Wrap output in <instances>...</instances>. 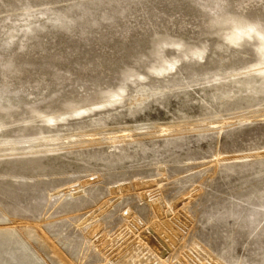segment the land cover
Instances as JSON below:
<instances>
[{
  "label": "rangeland",
  "instance_id": "obj_1",
  "mask_svg": "<svg viewBox=\"0 0 264 264\" xmlns=\"http://www.w3.org/2000/svg\"><path fill=\"white\" fill-rule=\"evenodd\" d=\"M0 264H264V0H0Z\"/></svg>",
  "mask_w": 264,
  "mask_h": 264
},
{
  "label": "bare ground",
  "instance_id": "obj_2",
  "mask_svg": "<svg viewBox=\"0 0 264 264\" xmlns=\"http://www.w3.org/2000/svg\"><path fill=\"white\" fill-rule=\"evenodd\" d=\"M126 261V260H125Z\"/></svg>",
  "mask_w": 264,
  "mask_h": 264
}]
</instances>
